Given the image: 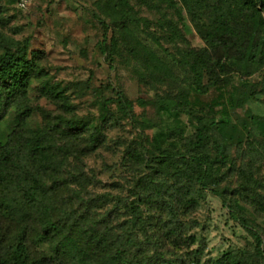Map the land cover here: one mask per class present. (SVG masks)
<instances>
[{
    "label": "trees",
    "instance_id": "16d2710c",
    "mask_svg": "<svg viewBox=\"0 0 264 264\" xmlns=\"http://www.w3.org/2000/svg\"><path fill=\"white\" fill-rule=\"evenodd\" d=\"M96 15L104 27L98 48L110 65L153 90L161 109L189 115L195 130L180 144L148 138L153 125L130 113L120 91L78 115L70 86L49 79L29 39L0 36V264H248L228 253L203 260L202 244L189 250L196 239L187 219L206 192L223 200L264 264V141L191 100L221 91L233 74L264 78V0H105ZM186 21L200 46L190 44ZM32 91L59 112L35 104ZM37 112L44 123L31 130ZM125 121L143 139L125 143L128 193L116 202L124 217L114 210L97 217L80 164ZM40 237L48 256L33 248Z\"/></svg>",
    "mask_w": 264,
    "mask_h": 264
},
{
    "label": "rangeland",
    "instance_id": "374dc122",
    "mask_svg": "<svg viewBox=\"0 0 264 264\" xmlns=\"http://www.w3.org/2000/svg\"><path fill=\"white\" fill-rule=\"evenodd\" d=\"M22 1L25 5L22 6ZM105 0H0V36L14 40L29 39L30 52L48 71L49 79L69 85L72 111L85 115L96 110L98 99L115 98L120 91L128 100V109L135 117L151 122L148 138L158 143L180 144L191 135L195 123L189 115L161 109L156 104L155 93L134 79L126 67H112L98 48L104 27L100 23L98 9ZM187 38L192 46H200L201 40L189 21L185 22ZM2 39L0 38V41ZM179 73V70H177ZM264 86L263 72L254 73L248 81L233 74L229 84L221 91L207 94L191 93L193 105L210 104L218 110V118L240 126L245 135L264 141ZM251 93H255L251 97ZM35 104L58 113L57 106L40 92L32 91ZM31 130L40 129L43 116L37 112L28 118ZM108 130V129H107ZM106 130V131H107ZM134 138L141 143L139 129L128 125L106 132L104 143L85 156L80 167L88 176L90 206L93 215L100 217L118 212L119 196L128 193L129 176L122 165L125 143ZM260 175L264 180V160L260 161ZM124 210V209H123ZM111 212V213H110ZM190 235L196 241L189 250L204 246L203 260L221 258L224 254L237 255L248 264H258L253 254L255 243L250 234L234 220L227 205L218 196L206 192L199 200L196 211L187 219ZM33 248L39 254L50 255L49 242L44 237L33 240Z\"/></svg>",
    "mask_w": 264,
    "mask_h": 264
},
{
    "label": "built area",
    "instance_id": "2783aa9c",
    "mask_svg": "<svg viewBox=\"0 0 264 264\" xmlns=\"http://www.w3.org/2000/svg\"><path fill=\"white\" fill-rule=\"evenodd\" d=\"M21 4H22V6H24V5H25V2H24V1H22V3H21Z\"/></svg>",
    "mask_w": 264,
    "mask_h": 264
},
{
    "label": "water",
    "instance_id": "95a60500",
    "mask_svg": "<svg viewBox=\"0 0 264 264\" xmlns=\"http://www.w3.org/2000/svg\"><path fill=\"white\" fill-rule=\"evenodd\" d=\"M260 9H261V7H260Z\"/></svg>",
    "mask_w": 264,
    "mask_h": 264
}]
</instances>
